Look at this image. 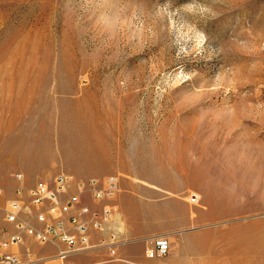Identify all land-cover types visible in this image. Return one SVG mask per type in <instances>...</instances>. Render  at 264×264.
<instances>
[{
  "label": "rangeland",
  "instance_id": "1",
  "mask_svg": "<svg viewBox=\"0 0 264 264\" xmlns=\"http://www.w3.org/2000/svg\"><path fill=\"white\" fill-rule=\"evenodd\" d=\"M17 171L174 183L190 264L263 262L264 0H0V205Z\"/></svg>",
  "mask_w": 264,
  "mask_h": 264
},
{
  "label": "crops",
  "instance_id": "2",
  "mask_svg": "<svg viewBox=\"0 0 264 264\" xmlns=\"http://www.w3.org/2000/svg\"><path fill=\"white\" fill-rule=\"evenodd\" d=\"M18 151L24 153V156H29L21 146L18 147ZM13 178L16 182L13 198L18 190L21 189L26 193L34 186L25 183L23 171H17ZM157 183L153 180H142L139 176L120 177L119 192L112 202L118 208L111 224V229L118 238L115 254L112 255L105 246L112 242L110 232L91 229V249L73 255L70 263L190 264L189 253H196L197 250L202 253L205 245L212 246L209 242L211 234H195L187 230L192 219L189 218L187 210L181 207L177 196L182 191L181 188H177L174 183H168L166 187H160ZM83 201L93 210H100L102 207L101 203L92 200ZM0 228L12 230V225L0 219ZM156 237H167L170 240L171 250L166 256L147 255L146 251ZM227 239L230 241L227 248L236 245L239 250V236L233 239L229 236L226 242ZM222 244H225L224 241ZM227 248L222 251L224 259L227 257ZM13 251L27 258L31 264H57L55 260L57 248L54 244H39L26 235L24 242Z\"/></svg>",
  "mask_w": 264,
  "mask_h": 264
},
{
  "label": "built area",
  "instance_id": "3",
  "mask_svg": "<svg viewBox=\"0 0 264 264\" xmlns=\"http://www.w3.org/2000/svg\"><path fill=\"white\" fill-rule=\"evenodd\" d=\"M73 186L76 191L71 190ZM118 191L119 181L115 175L108 176L101 183L96 178L76 180L64 172L57 174L51 183L35 184L26 193L18 190L14 198L0 205V219L12 225V230L0 228V264H31L13 251L24 242L25 235L39 244H54L57 264H71L73 255L91 249V229L110 232L112 242L105 246L114 255L118 238L111 224L116 207L105 204L101 210H93L83 202V195L89 192L97 203L111 202ZM3 193L0 186V196ZM188 200L192 205H198L201 196L193 192ZM170 250L167 237H156L146 252L149 257H163Z\"/></svg>",
  "mask_w": 264,
  "mask_h": 264
},
{
  "label": "bare ground",
  "instance_id": "4",
  "mask_svg": "<svg viewBox=\"0 0 264 264\" xmlns=\"http://www.w3.org/2000/svg\"><path fill=\"white\" fill-rule=\"evenodd\" d=\"M240 252H244L243 255H239L238 253L233 255V264H264V261H258V249L252 247H240Z\"/></svg>",
  "mask_w": 264,
  "mask_h": 264
}]
</instances>
